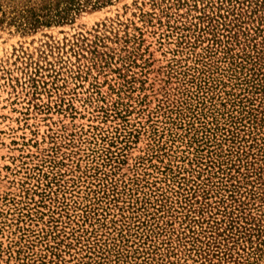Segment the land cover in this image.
Wrapping results in <instances>:
<instances>
[{
	"label": "rangeland",
	"instance_id": "rangeland-1",
	"mask_svg": "<svg viewBox=\"0 0 264 264\" xmlns=\"http://www.w3.org/2000/svg\"><path fill=\"white\" fill-rule=\"evenodd\" d=\"M262 17L108 0L0 20V264H264Z\"/></svg>",
	"mask_w": 264,
	"mask_h": 264
},
{
	"label": "trees",
	"instance_id": "trees-1",
	"mask_svg": "<svg viewBox=\"0 0 264 264\" xmlns=\"http://www.w3.org/2000/svg\"><path fill=\"white\" fill-rule=\"evenodd\" d=\"M108 0H0L3 22L8 19L24 30L36 29L41 25L60 23L72 19L74 13L100 6Z\"/></svg>",
	"mask_w": 264,
	"mask_h": 264
},
{
	"label": "snow or ice",
	"instance_id": "snow-or-ice-1",
	"mask_svg": "<svg viewBox=\"0 0 264 264\" xmlns=\"http://www.w3.org/2000/svg\"><path fill=\"white\" fill-rule=\"evenodd\" d=\"M188 2H194V0H188ZM199 2H203V0H199ZM264 19V17H262Z\"/></svg>",
	"mask_w": 264,
	"mask_h": 264
}]
</instances>
